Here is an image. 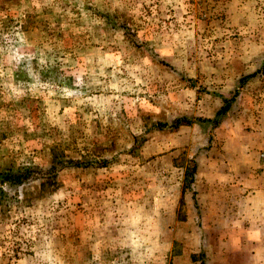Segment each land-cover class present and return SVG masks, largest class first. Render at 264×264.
Instances as JSON below:
<instances>
[{"label": "rangeland", "instance_id": "1", "mask_svg": "<svg viewBox=\"0 0 264 264\" xmlns=\"http://www.w3.org/2000/svg\"><path fill=\"white\" fill-rule=\"evenodd\" d=\"M235 90L231 145L250 144L257 169L264 0H0V173L34 170L1 184L0 264H185L166 234L153 245L154 229L187 216L200 193L173 165L222 143L208 125H169L212 114L209 93ZM54 160V178L44 176ZM242 210L256 234L245 258L240 233L238 264H264V192Z\"/></svg>", "mask_w": 264, "mask_h": 264}, {"label": "crops", "instance_id": "2", "mask_svg": "<svg viewBox=\"0 0 264 264\" xmlns=\"http://www.w3.org/2000/svg\"><path fill=\"white\" fill-rule=\"evenodd\" d=\"M190 87L193 88V86ZM215 92L209 93L219 102L212 114L186 115L192 118V122L175 127L176 130L195 125L200 128L201 133H205L197 118H212L222 104L218 94L226 95L227 93ZM229 117L230 115L227 114L222 122L209 133L211 137L208 139H212L213 136L218 139V143H222V146L198 145L196 148L187 151L188 159L185 164L173 165V167L182 170L179 177L181 186L194 185L196 188L198 187L197 190L200 193L203 190L204 193L208 194L207 197H203V194L200 193H196L194 196L192 191V196L187 199L188 205L186 203L187 216L182 217L179 216L178 212H175L174 224H170L166 228L154 229L155 234L159 237L153 245L159 248L158 240H162L165 244L166 239L161 237L166 234L167 236H163V238L167 237L168 239L166 246L169 255L173 256L176 262L182 263L184 261L185 264H238L241 232L244 233L246 241L242 250L246 252L245 258L249 257V240L255 236L256 228L243 225V218L247 216L248 211L242 210V207L245 203L252 201L258 194V190L264 192V183H259V180L260 182L264 180V164L257 169L252 168L254 161L250 144L245 145L238 142L237 145H231V143H235V140L232 139L238 133L235 129L228 128V124L233 120ZM158 125L160 126V124ZM175 148L172 145L165 151L171 154L172 149ZM167 154H162V156ZM192 167L195 168L194 171H191ZM152 178L156 179V176L153 175ZM178 222L179 226H177ZM188 222L193 224L191 226L185 225ZM180 245L184 252L180 251L179 253L175 249ZM262 247H254L255 252L252 257L257 256L258 250Z\"/></svg>", "mask_w": 264, "mask_h": 264}, {"label": "trees", "instance_id": "3", "mask_svg": "<svg viewBox=\"0 0 264 264\" xmlns=\"http://www.w3.org/2000/svg\"><path fill=\"white\" fill-rule=\"evenodd\" d=\"M256 73L252 72L249 73L248 75H244L240 78V81H242L243 79H245L246 77H252L254 76ZM243 82V81H242ZM237 90H235L234 92L230 93L229 95H224V94H218L221 98L222 104L220 106V108L217 110V112L214 114V116L212 118H208V119H200L197 118L198 121H200V123L202 124V128L206 131V125H208L207 127H209V131L211 132L215 127H217L222 120L224 119V117L228 114V111L230 110L231 104L235 101L236 97H237ZM192 118L186 116V115H182V116H178L175 117L171 122L170 125L171 127L175 128L178 127L182 124H190L192 122L191 120ZM160 124V126H165L166 123L161 122L158 123ZM70 163H74L73 160L69 161ZM76 163V162H75ZM58 164L56 163V161L54 160L50 166L49 169H47L46 172H44V176L46 177H53L54 178V174L56 173L57 166ZM77 165V164H76ZM64 166V163L63 165ZM195 168L192 167L191 171H194ZM34 174V170H32L30 167H24V168H17V169H10L4 172L0 173V198H2L5 195V190L3 189V187L1 186L2 183H6L9 185H20L22 183H24L25 181L29 180L32 175ZM47 184H51V182H48Z\"/></svg>", "mask_w": 264, "mask_h": 264}]
</instances>
